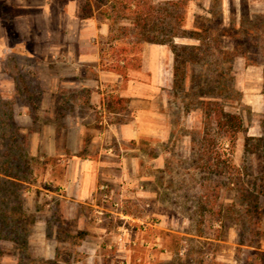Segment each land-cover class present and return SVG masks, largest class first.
Wrapping results in <instances>:
<instances>
[{
    "label": "rangeland",
    "instance_id": "obj_1",
    "mask_svg": "<svg viewBox=\"0 0 264 264\" xmlns=\"http://www.w3.org/2000/svg\"><path fill=\"white\" fill-rule=\"evenodd\" d=\"M133 1L135 6L129 10L124 9L122 0H78L85 10L90 5L89 13L99 20H106L113 26L115 33L122 31L119 42L115 44L130 45L132 50L128 55L132 57L139 56V52L131 47L139 35H163L162 27L152 30L151 25L141 23L138 26L135 21H142L146 17L151 19V15L156 17L157 10L151 12V6L164 1H181L179 12L185 17L181 31L186 35L195 31V25L207 26L206 20L214 13L213 36L223 27L232 28L237 31L235 37L244 40V51L252 53L257 61L264 60V0ZM253 1L260 4L254 5ZM138 2L142 3L141 6H138ZM6 12L13 13L12 10ZM122 27L130 29L124 31ZM248 29L254 32L244 36ZM256 32L258 34H254ZM199 33L203 36V29ZM186 35L176 37L175 43H200L198 39ZM235 43L238 45V41ZM235 43L225 39L224 46L233 48ZM242 58L239 56L235 61ZM26 67L22 69L23 72L13 67H10V71L18 80H25L24 77L29 79L35 71ZM201 69L202 65L194 67L197 73ZM31 86L35 89L34 84ZM236 86L239 89L237 82ZM19 87L20 81L16 84V88ZM10 88L12 86L8 84H0V264H36L33 262L35 259H31V253L37 250V246L30 243V237L35 233V225L40 220L44 223L41 245L43 258L36 260L38 264L43 261L45 264H93L96 255V264H118L116 255L105 251L103 247L108 235L98 229L100 226L96 223L94 212L86 211L84 223L91 225V230L98 231L96 237L86 235L82 239L78 232L84 230L86 225L77 222L76 218L63 219L58 210V191L52 184L49 185L46 175L40 183L46 165L36 163L31 151L30 134L17 129L14 109L16 105L25 102L35 108L41 100L33 96L29 101L7 98L13 94ZM36 88V93H39L41 86L37 85ZM233 95L236 98L237 94ZM184 103L182 96L170 90L166 123L171 126L172 137L166 142L151 141V145L144 150L151 158L160 154L166 158V166L161 171L152 168L158 167L155 164L151 165V183L145 184L151 190V198L137 194L117 197L113 193L114 185L105 182L108 188L100 189L98 195L104 206L99 209V223L111 230V240L117 235L115 230L119 226L126 225L128 232L136 231L135 222L127 224L126 218L119 213L127 209L133 214L143 213V205L151 199V217L159 221V225H151V264H264V151L256 145L257 141L250 142L247 147V140L251 137L249 135L259 129L257 125L260 121L264 127V117L259 118L250 104L242 100L226 105L229 112L242 115L244 121V130L239 134L232 152L227 141L221 144V134L212 116L206 117L209 110L205 111L201 104L193 101H190V108L185 109ZM160 122L165 120L161 119ZM207 137L210 141H205ZM209 144L218 152H226V156L231 157L232 167L225 170H231L229 173L221 174L216 164L209 162V152L205 149ZM250 149L258 150L251 153ZM250 194L257 196L260 207V211L254 214L247 210L250 201H255L253 197L246 199ZM19 210L24 213V218ZM99 251L103 252L102 255ZM118 251V248L114 250L115 253ZM85 252L88 259L79 258ZM138 253L145 252L139 250ZM119 255L126 254L119 252Z\"/></svg>",
    "mask_w": 264,
    "mask_h": 264
},
{
    "label": "crops",
    "instance_id": "obj_2",
    "mask_svg": "<svg viewBox=\"0 0 264 264\" xmlns=\"http://www.w3.org/2000/svg\"><path fill=\"white\" fill-rule=\"evenodd\" d=\"M0 8V84L12 86L9 90L13 93L7 98L26 100L29 96L16 88L19 81L22 88L27 78L18 80L10 67L21 72L26 66L35 70L26 82L34 84L30 95L41 101L35 108L26 102L16 105L14 115L19 130L30 134L36 163L46 165L40 183L46 175L49 185L58 191L63 219L76 218L85 224L86 211L94 212L98 229L109 236L103 247L116 255L118 264H151V224L159 225L158 219L151 217V199L143 205V213L133 214L128 209L119 213L127 224L135 222L138 230L128 232L126 225L119 226L111 240L113 233L98 220L99 209L104 208L98 195L109 182L117 197L137 194L151 198L146 186L151 183V165L161 171L166 158L161 154L151 158L144 150L151 141L166 142L172 137L166 107L174 81L173 50L167 44L144 43L140 68H130L123 76L101 67V49L110 35V24L93 15L82 16L78 0H0ZM234 69L242 101L250 104L259 118L264 117V60L252 64L243 57L235 61ZM37 85L41 86L39 93ZM105 86L114 87L109 96L119 97L124 107L111 111L108 124H101L97 107L105 102L101 93ZM257 126L249 136H262L261 121ZM43 224L37 221L30 237V243L37 246L32 259L43 258ZM91 228L87 224L79 236L96 237L98 231ZM139 250L145 253L139 254ZM79 258L87 260L88 255L81 253Z\"/></svg>",
    "mask_w": 264,
    "mask_h": 264
},
{
    "label": "trees",
    "instance_id": "obj_3",
    "mask_svg": "<svg viewBox=\"0 0 264 264\" xmlns=\"http://www.w3.org/2000/svg\"><path fill=\"white\" fill-rule=\"evenodd\" d=\"M145 2L148 3L149 0H145ZM121 3L124 9L131 10L132 7L135 6L133 0H122ZM141 4L142 3L138 2V6H141ZM181 4V1H164L157 6H151V12L157 10L158 15L156 17L151 15V19L146 17V19H142V21L137 19L135 22L138 26L141 25V23L151 25L152 30L156 27H162L163 35L162 37L155 34L145 37H143V35L139 37V35L137 41L131 43V47L139 53L142 51L144 42L167 44L171 47L174 53V81L171 89L172 93L183 97V100H185V109H189L190 101H193L196 104H201L205 111L209 110V112L206 113V117L211 118L212 116V119H214L215 126L219 134H221V144H225L227 141L230 144V150L234 152L238 136L244 130L242 115L229 112L226 109L227 104L236 101L239 102L243 98L242 92L236 86V78H234L235 60L237 57L242 56L247 59L248 63L253 64L259 61L252 57V53L244 51L242 47L244 46V40L235 37L237 31L234 29H225V27H223L216 36H213L214 29L212 23L215 18L214 13H211L212 16L206 20L208 21L207 26L195 25V31L190 35H186V33L181 31L182 23L185 18L184 15H180L179 12ZM88 9L89 11L91 10L90 5H88ZM88 9H83L82 16H91ZM242 22L243 19H241L240 23L242 24ZM110 27V35L101 49V67L127 76L130 68H140L142 58L140 55L138 57L129 56L128 52L132 49L130 45L126 43L117 46L115 43L119 42L118 40L121 38L120 35L123 33L121 30L117 31L119 33H115L113 26L110 25ZM168 28H170L169 31ZM129 29V27H122L124 31H129ZM202 29L204 32L203 36L199 33ZM246 32L244 36H248L254 31L248 29ZM254 34H258V32ZM185 35L198 39L200 43L198 45H178L175 43L174 40L176 37H185ZM204 37L205 40L203 39ZM225 39L233 40L234 43L238 41V45L235 43V47L233 48L225 47ZM255 55L258 56V53H255ZM196 65H202L200 73L194 70ZM30 87L31 86L26 82L22 87L23 89L20 87L17 88L18 91L22 90L29 95L26 101H29L33 96L30 95L33 94ZM234 93L237 94L236 98L233 95ZM107 107L110 111H116L123 108L124 104L119 97L111 95L108 97ZM17 129H19L18 125ZM208 140L210 141L207 137L205 141ZM253 141H257L258 144L256 145L261 147L264 151V134L261 137H249L247 140V147L250 145V142ZM215 147L217 146L215 145ZM205 149L209 152V162L216 164V169L219 170L221 174L231 171H225L227 167H232L231 157L226 156V152L220 153L213 149V146L210 144L206 146ZM257 150L258 149H250L251 153L257 152ZM214 159H216V163L213 162ZM252 197L255 201H250L247 210L254 214L260 211V207L257 202V196L250 194L247 195L246 199L248 200ZM19 212H21V210H19ZM23 214L24 213H22V218H24ZM7 218L9 219V217ZM36 260L37 259L33 262L38 264ZM40 264H45V262L43 261V263Z\"/></svg>",
    "mask_w": 264,
    "mask_h": 264
},
{
    "label": "built area",
    "instance_id": "obj_4",
    "mask_svg": "<svg viewBox=\"0 0 264 264\" xmlns=\"http://www.w3.org/2000/svg\"><path fill=\"white\" fill-rule=\"evenodd\" d=\"M102 90H103V96L105 98V102L99 105L97 109L99 112V116L101 118V124H108L110 118H112L113 113L107 107V97L110 94L114 93V89L112 86H105L102 88ZM107 188H108V185H103L101 189L106 190Z\"/></svg>",
    "mask_w": 264,
    "mask_h": 264
}]
</instances>
